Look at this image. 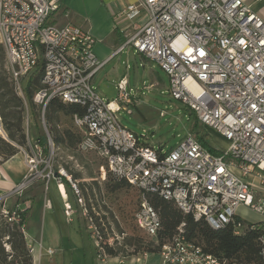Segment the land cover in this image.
I'll use <instances>...</instances> for the list:
<instances>
[{
    "label": "built area",
    "instance_id": "1",
    "mask_svg": "<svg viewBox=\"0 0 264 264\" xmlns=\"http://www.w3.org/2000/svg\"><path fill=\"white\" fill-rule=\"evenodd\" d=\"M62 0H0V44L5 68L16 93L25 100L24 80L41 70L42 86L34 95L41 109L46 138L29 135L19 147L27 173L14 193L39 181L46 190L56 180L65 193L63 172H54L55 143L46 126L45 111L52 99L85 109L73 116L82 137L78 151L101 160L107 173L140 191L134 220L139 229L156 238L162 228L158 210L149 199L157 195L173 202L183 213L204 219L213 229L235 225L241 233L237 209L245 206L264 215V200L254 198V185L264 182V19L245 0H135L117 13L128 24L126 46L158 63L169 76L170 93L181 100L206 131L213 130L229 143L212 152L190 130L172 149H156L144 135L130 130L119 118L121 106L101 96L92 80L108 60L95 53L96 38L84 28L60 25L56 16ZM153 85V84H152ZM118 99L128 113L136 97L129 93L127 76L117 83ZM0 136L8 140L0 111ZM82 214L95 237L98 258H108V242L89 213L76 181L69 180ZM1 213L20 222L17 211L5 206ZM65 214L73 206L65 203ZM179 233L162 244L158 264H226L201 245ZM26 234L25 228L23 229ZM8 238V237H6ZM264 242V238H263ZM108 244L112 245L111 242ZM6 249L10 246L5 244ZM31 252L33 242L28 243ZM53 254V249H48ZM139 260V259H138ZM147 264V263H145Z\"/></svg>",
    "mask_w": 264,
    "mask_h": 264
},
{
    "label": "rangeland",
    "instance_id": "2",
    "mask_svg": "<svg viewBox=\"0 0 264 264\" xmlns=\"http://www.w3.org/2000/svg\"><path fill=\"white\" fill-rule=\"evenodd\" d=\"M254 1V9L259 8L264 3V0ZM0 68L6 70L5 60L0 64ZM6 73L8 74L7 70ZM124 75L128 78L129 93L135 96L137 101V104L135 102V105L129 107L132 113H128L123 108L125 106L121 105L118 99L117 83ZM23 85L25 87L26 80H24ZM92 85L104 98L111 101L116 100L122 107L119 111L122 124L139 135L145 134V138L156 149L163 148L165 151L172 149L195 125L196 119L192 111L185 103L171 95L169 76L157 62L138 53L131 45L118 52L109 64L96 74L92 80ZM26 110L34 115V117L31 115L29 122L28 132L30 137L35 139L40 135L46 138L43 119L39 116V108L34 107L33 111L32 109L29 110L28 105H26ZM57 116L56 119L59 120L56 128L59 130L73 125L70 118L63 116L61 113ZM45 122L48 130L54 135L51 129L52 126L47 122L46 116ZM200 129L203 128L200 126ZM207 132L212 137L211 143L213 146L217 148L228 147L229 143L223 136L213 130ZM18 153L20 155L17 157V161H25L23 154ZM101 164V160L94 154H82L76 149L71 150L64 145L55 143L54 172L67 174L63 182L68 185L70 190H72L69 182L70 178L78 183L95 224L103 233L104 239L108 243L111 242L118 252L115 257L129 260L135 256H140L143 251L135 253L134 246L125 245L127 238L135 233L146 242L153 241L151 237L137 227L134 220V212L139 203L140 191L129 184L112 191L109 185L114 183L115 180L108 175L109 173L103 179L100 171ZM25 172L27 173V171ZM38 183L45 189L44 193L52 194L54 192V184H50L49 190L46 191L45 181H39ZM15 189L11 193H14ZM1 202L4 203L7 209L13 208L10 200H0V206ZM133 228L135 231H133ZM90 235L94 243L95 237L92 230H90ZM156 245L157 242L154 241L153 247ZM150 259L155 261L156 258L152 256ZM111 264H114V261H111ZM138 264L144 263L140 261Z\"/></svg>",
    "mask_w": 264,
    "mask_h": 264
},
{
    "label": "trees",
    "instance_id": "3",
    "mask_svg": "<svg viewBox=\"0 0 264 264\" xmlns=\"http://www.w3.org/2000/svg\"><path fill=\"white\" fill-rule=\"evenodd\" d=\"M4 60L5 49L0 44V64ZM41 77L42 72L38 70L27 79L24 87V100L16 93L9 74L0 68V111L8 136V140L0 136V163H4L17 155L19 147L27 144L26 116L27 113L33 117L34 115L26 110V105H28L29 110H33L34 107L39 108V116L41 117V109L33 100L36 91L42 86ZM84 112L85 109L77 104L65 103L58 98L50 101L45 116L47 122L52 126L54 135L51 134L50 130L49 132L54 143L64 145L71 150H78L82 135L74 126L73 116ZM59 113L70 118L73 125L62 130L56 128L59 120L56 117ZM195 119L192 131L199 139H201L200 135L203 136L201 141L204 146L212 152H217L211 145V135L205 129H200L201 125L196 116ZM35 139L41 141L43 137L39 135ZM108 175L115 180L109 185L112 191L128 185L125 181L119 180L111 174ZM149 199L160 214L162 228L157 237L152 238V242H146L133 232V236L125 240V245L134 246L135 253L141 250L143 253L158 252L162 244L171 240L179 233V227L183 226L182 235L186 240L201 245L208 253L226 261V264H264V222L248 223L238 219L241 224L240 234L236 233L235 225L216 230L204 219L196 220L192 214L183 213L173 202L166 201L157 195H149ZM3 207L4 203L1 202L0 209ZM9 210L11 213L13 211L19 212L21 220L20 222H11L0 212V264H34L33 255L23 231L29 216L28 210L21 211L17 208ZM133 231H135L134 228ZM154 241L157 242V245L153 247ZM5 244L10 246V250L6 249ZM104 246L109 256L118 255L114 246L108 243Z\"/></svg>",
    "mask_w": 264,
    "mask_h": 264
},
{
    "label": "crops",
    "instance_id": "4",
    "mask_svg": "<svg viewBox=\"0 0 264 264\" xmlns=\"http://www.w3.org/2000/svg\"><path fill=\"white\" fill-rule=\"evenodd\" d=\"M134 1L62 0V8L56 20L60 25L72 23L89 31L97 40L94 48L96 55L102 61L109 59L106 64L108 65L127 40L126 32L129 26L117 17V13ZM245 1L264 19V3L254 9V0ZM19 155L18 153L8 161L0 163V200H10L13 208L28 210L25 237L28 243L34 244V264H111V261H114V264H138L140 261L144 264L159 263L160 257L157 253H150L146 258L135 256L129 260L119 257L103 260L98 258L96 246L90 237L88 220L82 214L76 194L66 183L62 186L65 192L63 194L59 192L55 180L50 182L54 184L52 194L44 193L45 189L38 182L21 194L11 193L24 180L27 171L25 161H17ZM245 179L254 185L255 200H264V182L253 176ZM67 202L73 206V214L70 217L65 214ZM237 215L248 223L264 222L263 214L245 206L237 209ZM49 248L54 250L53 254L48 253ZM152 256H155V261L150 259Z\"/></svg>",
    "mask_w": 264,
    "mask_h": 264
}]
</instances>
